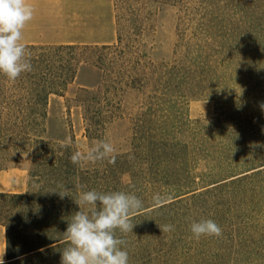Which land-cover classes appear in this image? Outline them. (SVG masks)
I'll return each instance as SVG.
<instances>
[{
  "label": "rangeland",
  "instance_id": "374dc122",
  "mask_svg": "<svg viewBox=\"0 0 264 264\" xmlns=\"http://www.w3.org/2000/svg\"><path fill=\"white\" fill-rule=\"evenodd\" d=\"M163 1L145 7L141 53L154 65L141 92L123 95L121 117L89 139L80 109L67 113L64 97L52 96L44 136L73 138L79 151L105 140L125 156L123 174L107 176H123L132 183L123 191L147 206L141 230L164 264H264V0H193L188 10ZM113 4L103 14L111 44ZM156 193L171 199L155 206ZM200 219L222 235L193 238ZM165 224L175 230L162 233Z\"/></svg>",
  "mask_w": 264,
  "mask_h": 264
},
{
  "label": "trees",
  "instance_id": "16d2710c",
  "mask_svg": "<svg viewBox=\"0 0 264 264\" xmlns=\"http://www.w3.org/2000/svg\"><path fill=\"white\" fill-rule=\"evenodd\" d=\"M192 1L175 0L186 10ZM163 2L114 0L115 44H25L32 71L15 81L0 74V170L22 167L29 179L25 194L0 192L5 264H60L61 251L67 246L63 233L79 210L73 198L84 190L123 191L132 184L123 176H107L123 174L125 164L120 159L124 155H117L115 164L105 160L81 167L69 159L79 151L73 138L64 147L65 141L45 137L49 102L52 96L64 97L67 113L80 109L89 139L120 118L123 95L141 92L148 80L145 71L154 65L141 53L151 17L145 7ZM84 72L90 73L89 77L83 76ZM77 176L83 186L80 189L75 186ZM61 186L69 189V196L63 199L52 192L61 191ZM146 207L134 215L132 232L117 231L116 235L127 241L129 264H164L154 236L141 230L150 224L145 219L149 213L141 212Z\"/></svg>",
  "mask_w": 264,
  "mask_h": 264
},
{
  "label": "clouds",
  "instance_id": "9594fccd",
  "mask_svg": "<svg viewBox=\"0 0 264 264\" xmlns=\"http://www.w3.org/2000/svg\"><path fill=\"white\" fill-rule=\"evenodd\" d=\"M34 11L28 0H0V74L10 81H15L24 72L32 71L30 55L22 41L24 29L34 18ZM259 107L264 112V102ZM70 143V139H67L63 146L68 147ZM114 153L112 143L101 140L86 151H75L69 159L81 167L85 163L105 160L115 164ZM75 186L78 189L83 187L78 176ZM61 187V191L52 192L63 199L69 196V189ZM170 199L169 194L156 193L153 204L161 206ZM73 200L79 210L72 214L63 233L67 246L61 251L60 264H129L127 241L117 237L116 233L119 231L126 235L132 232L135 226L132 219L143 208V201L134 192H100L95 189L81 191ZM158 226L162 233L175 230L171 224ZM189 230L196 240L202 236L222 235L221 227L212 219L193 221ZM4 252L0 255V264H5Z\"/></svg>",
  "mask_w": 264,
  "mask_h": 264
},
{
  "label": "crops",
  "instance_id": "0c3cea01",
  "mask_svg": "<svg viewBox=\"0 0 264 264\" xmlns=\"http://www.w3.org/2000/svg\"><path fill=\"white\" fill-rule=\"evenodd\" d=\"M34 18L26 25L23 43L110 45L104 40V4L109 0H28ZM110 21V17H109ZM28 172L23 168L0 170L1 194H25ZM5 230L0 226V255L5 250ZM4 252L3 259L5 260Z\"/></svg>",
  "mask_w": 264,
  "mask_h": 264
}]
</instances>
